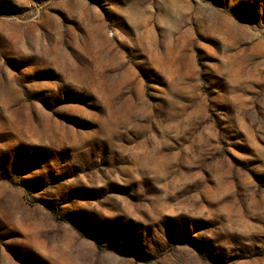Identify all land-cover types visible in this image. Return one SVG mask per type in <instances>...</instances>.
Masks as SVG:
<instances>
[{"label": "rangeland", "instance_id": "374dc122", "mask_svg": "<svg viewBox=\"0 0 264 264\" xmlns=\"http://www.w3.org/2000/svg\"><path fill=\"white\" fill-rule=\"evenodd\" d=\"M0 264H264V0H0Z\"/></svg>", "mask_w": 264, "mask_h": 264}, {"label": "trees", "instance_id": "16d2710c", "mask_svg": "<svg viewBox=\"0 0 264 264\" xmlns=\"http://www.w3.org/2000/svg\"><path fill=\"white\" fill-rule=\"evenodd\" d=\"M54 215H55V216H57V213H56V211H55V210H54Z\"/></svg>", "mask_w": 264, "mask_h": 264}]
</instances>
